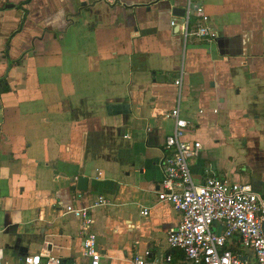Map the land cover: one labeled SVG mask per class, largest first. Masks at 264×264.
<instances>
[{
  "label": "crops",
  "instance_id": "obj_1",
  "mask_svg": "<svg viewBox=\"0 0 264 264\" xmlns=\"http://www.w3.org/2000/svg\"><path fill=\"white\" fill-rule=\"evenodd\" d=\"M192 1L214 40H186L171 25L189 0H0L3 264L45 252L89 262L70 204L91 206L100 264L146 250L151 264L168 253L185 261L168 242L181 212L158 198L174 127L165 112L178 104L186 138L202 142L190 159L196 181L251 182L264 198V169L218 165L227 146L264 158V0ZM80 175L88 191L75 188ZM100 195L110 203L94 206Z\"/></svg>",
  "mask_w": 264,
  "mask_h": 264
},
{
  "label": "built area",
  "instance_id": "obj_2",
  "mask_svg": "<svg viewBox=\"0 0 264 264\" xmlns=\"http://www.w3.org/2000/svg\"><path fill=\"white\" fill-rule=\"evenodd\" d=\"M193 16L196 17L194 24ZM171 25H180L186 40L192 36L206 40L217 37L204 6L192 0L185 14L174 17ZM175 83L181 86L182 79L177 78ZM165 117L173 119L174 127L165 141L168 153L162 160L164 179L158 198L181 212L180 222L168 233V242L170 248L180 250L185 257V261H177L168 253L164 257L166 264H264L263 196L251 182L212 174L202 182L196 181L190 159L199 155L202 142L186 138L191 122L182 116L179 104L165 112ZM207 173H211L209 169ZM109 203L108 198L100 195L94 206ZM90 208L74 204L66 207V212L80 220L84 233V255L89 262L80 264H100L102 258ZM142 214L148 215L149 210L144 209ZM151 254L150 250L137 254L129 264H151L148 261ZM3 259L4 251L0 247V264ZM24 264H63V258L47 252L37 253L25 256Z\"/></svg>",
  "mask_w": 264,
  "mask_h": 264
},
{
  "label": "rangeland",
  "instance_id": "obj_3",
  "mask_svg": "<svg viewBox=\"0 0 264 264\" xmlns=\"http://www.w3.org/2000/svg\"><path fill=\"white\" fill-rule=\"evenodd\" d=\"M259 102L260 101H257L256 104L247 105L245 107L246 113H255L259 109H262V107L259 105ZM225 153L226 155H224L223 159L218 162V165L223 166L228 172L233 171L235 166L238 165H240V169L242 167L243 170L247 169L248 166H250V168L253 170L264 169V158H262V156H260L258 153H250L248 149L242 150L228 146ZM228 175L230 176V179H233L232 174L229 173ZM245 251L250 252L248 249Z\"/></svg>",
  "mask_w": 264,
  "mask_h": 264
},
{
  "label": "water",
  "instance_id": "obj_4",
  "mask_svg": "<svg viewBox=\"0 0 264 264\" xmlns=\"http://www.w3.org/2000/svg\"><path fill=\"white\" fill-rule=\"evenodd\" d=\"M9 5H13V4H9ZM177 9H178V8H177ZM183 11H184V12H183L182 14H178V13H176V14H177V15H184L186 9H183ZM90 182H91V180H90V178H89L88 176L80 175V176H78V178H77V184H76L75 188L78 189V190H81V191H88V190H89ZM242 257H243L244 259L247 258L246 255H243Z\"/></svg>",
  "mask_w": 264,
  "mask_h": 264
}]
</instances>
